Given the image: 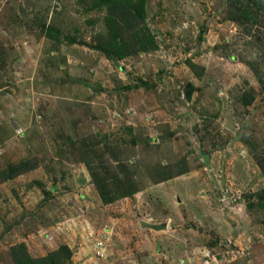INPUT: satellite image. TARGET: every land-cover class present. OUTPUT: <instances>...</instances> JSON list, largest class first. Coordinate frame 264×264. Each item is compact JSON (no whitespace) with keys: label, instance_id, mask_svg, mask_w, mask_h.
I'll use <instances>...</instances> for the list:
<instances>
[{"label":"rangeland","instance_id":"1","mask_svg":"<svg viewBox=\"0 0 264 264\" xmlns=\"http://www.w3.org/2000/svg\"><path fill=\"white\" fill-rule=\"evenodd\" d=\"M249 1L145 0L143 24L127 0H0V171L23 165L0 180V264L19 243L68 245V264H264ZM116 23L151 44L117 59Z\"/></svg>","mask_w":264,"mask_h":264},{"label":"trees","instance_id":"2","mask_svg":"<svg viewBox=\"0 0 264 264\" xmlns=\"http://www.w3.org/2000/svg\"><path fill=\"white\" fill-rule=\"evenodd\" d=\"M128 4L131 5L130 11L132 15L137 16L138 19H141L143 24H145V0H137L134 2L133 0H127ZM95 5H100L101 3H107L110 9H113L115 13L124 14L126 7V0H94ZM254 6H257L258 9L264 10V0H250L249 9L241 8V10L248 11L249 19H256V14L252 15V10ZM247 14V13H246ZM248 18V17H247ZM141 33L142 27L140 26L137 30ZM125 32V27H120V23H116V27L114 32L112 33L114 38L110 43L109 49L111 54H113L117 59H123L124 57L132 54L133 52H138L143 47L147 46V44H151L153 40L152 36L147 38V41L139 40L138 38H134V36L125 37L123 34ZM100 47L105 48V45H100ZM112 56V55H111ZM253 99V96H251ZM23 168V165H10L7 171H0V180L2 177L5 179L11 178L13 174L19 172ZM133 188V187H130ZM72 250L68 245L61 246L59 249L55 251L49 252L45 256L41 257H33L26 246L25 243H19L13 246L12 256L15 264H68L71 258Z\"/></svg>","mask_w":264,"mask_h":264},{"label":"built area","instance_id":"3","mask_svg":"<svg viewBox=\"0 0 264 264\" xmlns=\"http://www.w3.org/2000/svg\"><path fill=\"white\" fill-rule=\"evenodd\" d=\"M95 248H96L98 255L104 254V249L106 248L104 240L99 239L97 243L95 244Z\"/></svg>","mask_w":264,"mask_h":264},{"label":"water","instance_id":"4","mask_svg":"<svg viewBox=\"0 0 264 264\" xmlns=\"http://www.w3.org/2000/svg\"><path fill=\"white\" fill-rule=\"evenodd\" d=\"M150 227H153L154 229H162L166 227V224H152V223H147Z\"/></svg>","mask_w":264,"mask_h":264}]
</instances>
